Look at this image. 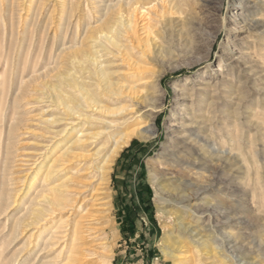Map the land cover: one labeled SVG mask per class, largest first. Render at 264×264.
Masks as SVG:
<instances>
[{
	"label": "rangeland",
	"instance_id": "obj_1",
	"mask_svg": "<svg viewBox=\"0 0 264 264\" xmlns=\"http://www.w3.org/2000/svg\"><path fill=\"white\" fill-rule=\"evenodd\" d=\"M67 1L5 3L18 8L28 31L34 29V60L49 54L69 21L71 40L78 23L71 54L81 60L95 54L99 72L101 65L110 67L122 89L121 103L109 105L126 110L106 116L87 108L79 117L41 98L39 90L27 94L0 200V264H181L185 238L199 244L210 257L206 262L217 257V264H264V0H186L182 11L168 10L151 29L139 18L115 56L104 55L97 39L105 0H79L72 16ZM62 59L69 73L72 57ZM82 66L80 74L86 75ZM234 135L242 139L240 149ZM77 136L81 140L75 142ZM180 144L189 152L179 165L168 166L183 189L177 194L154 179L167 166L166 153ZM58 146L72 151L55 184L72 176L69 187L60 190V206L33 223L26 218L38 201L35 172L45 169ZM205 155L211 163H200Z\"/></svg>",
	"mask_w": 264,
	"mask_h": 264
},
{
	"label": "bare ground",
	"instance_id": "obj_2",
	"mask_svg": "<svg viewBox=\"0 0 264 264\" xmlns=\"http://www.w3.org/2000/svg\"><path fill=\"white\" fill-rule=\"evenodd\" d=\"M185 1L186 0H105V3L101 5L103 13L101 16L102 22H100V24L102 23V25L99 29L100 34L97 37V39L101 42V45L103 47L101 48L105 52L104 55L115 56L119 54L120 52L119 50H121L122 47H125L124 40L127 39L126 33L129 32V29L134 30L136 28V23H137L136 21L139 18L147 21V25H148L147 27L151 29L154 26L153 22H155L156 24H159V23H162L166 19L165 14L168 10L170 11V10H173L174 8H177L179 11L180 9L182 11V4ZM79 4H80L79 0H68L67 1L66 9L67 8L70 9V11L68 10L70 13L69 16L73 15L72 12L76 10L75 8H77ZM113 13H115V16H112ZM88 23H89V20H88ZM36 24L37 23L35 22L34 26ZM75 24L76 25H75V28L72 34V39L70 36L71 40L69 39L67 40L69 31H70V26L72 25L71 22L69 21L66 27V34L64 35V37H61L59 41H55L56 37H54L49 54L48 55L45 54L44 55L45 58L41 61H40V57L34 60L32 56L37 51L36 49H34L35 43H32L34 42V39L36 40L37 38L35 35L34 29L32 30L30 29L28 31L27 25L29 27V23L24 22L20 11H18V8H16L14 4H12L11 6L6 5L5 0H0V200L4 198L3 197L4 191H5L4 186L6 184V180L7 179L9 180V178H7V173H6L7 165H8L7 162L10 156L12 155L11 149L14 147V145L16 144V140H18L17 138L20 136L19 134L20 132L18 133V130L21 129L20 126L22 125L21 123L23 122L21 120L22 118L19 119L18 117H19V114H22L24 112L21 109L24 106L23 99L25 98L27 100L26 98L27 94L29 95L30 93L35 94L39 90V93L43 94L41 95V98L49 97L50 99H52V102H54L55 104L63 105L65 108V111H67L69 114L77 115L79 117L82 115H85V110L87 108H92V109L95 108L96 110H99L101 114H104L106 116H117L126 110V107L124 106L113 108L109 105V102L112 104L121 103L120 98L117 96L121 94V89H122V85L120 84L121 82L119 83L118 82L119 80L115 82L113 80L112 74L109 73L110 67L109 68L103 67L100 63L101 68L99 72L97 71L99 67L98 69H96L95 64L99 62L100 60H98L95 54L94 55L86 54L87 56H86V59L84 60L83 59L81 60V58L79 57V54L77 53L71 54L70 52L71 48L77 45V38H78L77 34L79 33V32L77 33L79 24L78 23H75ZM49 25L50 23L46 25L45 30L48 29ZM28 38H29V45H27L26 47V43H27L26 41L28 40ZM88 38H91V37H88ZM45 40L46 39H44V37L41 38V41H40L41 45L38 49L39 56L43 53V50L45 48L44 47ZM69 43H73V44L70 45ZM45 46L47 45L45 44ZM54 49H56V54H54L53 52ZM65 54L71 55L72 57V60H71L72 66H71V71L69 73H65L62 69L63 67L60 65L63 62L62 60L65 59V58L62 59V57ZM165 54H167V51H165ZM64 62L62 64H64ZM77 65L78 66L83 65L82 67L86 69L87 74L81 75L80 69L78 68ZM90 65H92V67L94 65V68H91ZM52 72H56V74L55 75L53 74V75L59 78L58 81L61 80V82L67 84L70 88V91H67L65 88L61 87L59 84L60 82L58 81L54 82V80L52 79L50 80V78L52 77V74H51ZM80 79L83 81H81ZM87 79L89 80V82H87ZM10 91H12L13 94L10 97H8ZM31 96H33V94ZM263 115L264 114H262V116ZM57 120L56 119L52 120V123H54ZM117 120L118 119H111L110 121L114 123ZM262 123L264 124V117L262 119ZM46 128L51 129V127L49 126ZM80 131L83 132L84 130L83 129L78 130V133ZM49 132L51 131L48 130L47 133ZM90 133L92 134L93 137H95V136L102 134L103 132H90ZM128 133L130 134V132H127V134ZM56 134H58V132H56ZM55 136L56 135H52L51 137L54 138ZM110 136L111 135L109 134L107 137H110ZM130 136L131 135H127L126 137L129 138ZM72 139L69 140L67 144L70 141H72ZM231 139L235 141V143L238 144V148L240 149L242 145L241 144L242 139L238 135L231 136ZM79 140H81V137H78V136L76 137V139H74L75 142ZM51 141L52 140H49L48 142H51ZM72 145L69 144V146H72ZM69 146H66V149H64L65 151L63 150V152H61V150H58L59 149V146H58L54 154L55 157L53 156L54 158H51V160H49L48 164H46L45 166V169L41 170L42 179L38 178L41 173L40 172L41 168L35 172L34 182L32 186H34V188L35 187L38 188L40 186V189L37 191L36 196H35L38 201L34 203L36 208H34L33 210L31 209V211L28 213V217L26 218V220H29L30 218H32L33 223H38L40 220L43 219L44 215H46L47 213H53L56 210L55 208L60 206L61 204L60 190L64 187H67V188L69 187L67 185L68 182L66 181H68L69 177H72V176H69L65 181L61 183L55 184V182L59 179L58 177L59 173L60 171L64 169L62 166L68 159V154L72 151L71 149H69ZM188 152L189 151L187 149V146L181 145L179 148L174 149L171 153H168V154L166 153L167 157H169V159L167 160V166L166 167L164 166L162 175L155 176L154 180L162 182L163 183L162 187H168V189L172 191L173 193L179 194L183 190L181 188V183L178 181L179 179L174 176V173H175L174 170L169 168L168 166H173L175 164L179 165V163L183 160L182 154L188 153ZM202 153L204 154V152ZM11 157L13 158V156ZM36 160L38 159L36 158ZM207 162H209V158L207 155L203 156L202 158L200 157L201 164H205ZM170 173L173 175L169 176ZM228 175L230 174L228 173ZM38 182H40L39 186L37 185ZM167 182L168 184H166ZM63 200H66V199H63ZM181 221L184 223L186 220L185 218H182ZM192 226L193 225H188V227H192ZM193 230L195 231L196 227H194ZM205 230L199 228L196 231L198 235L202 233H203L202 235H204L205 234L204 232H206ZM186 240H187L186 238L183 241L181 239L182 241L181 248L183 249V252L181 253L182 255L181 254L180 255L181 257L186 258L185 259L186 261H184L183 263L181 262V264H189V263L217 264L218 263V260L216 259L217 257H215L214 260H212V262H208L209 260L206 262V259L207 258L210 259V257H207L208 255L207 256L203 255L204 253L201 251L202 249L199 247V244L197 246L192 243L193 241L190 242L189 240L187 241ZM165 241L167 242V240ZM243 255H248V254L247 252L240 251L239 257L241 256L240 257L241 259H245ZM0 258H1V255H0ZM245 260H248V259H245ZM29 264H33V263L30 262ZM42 264H48V263L44 262Z\"/></svg>",
	"mask_w": 264,
	"mask_h": 264
}]
</instances>
